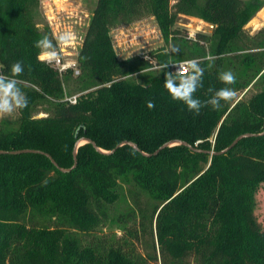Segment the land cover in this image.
<instances>
[{
  "label": "trees",
  "instance_id": "obj_1",
  "mask_svg": "<svg viewBox=\"0 0 264 264\" xmlns=\"http://www.w3.org/2000/svg\"><path fill=\"white\" fill-rule=\"evenodd\" d=\"M35 1L0 0V75L11 77L12 65L21 62L15 79L28 100L13 118H0V149H40L57 165L41 152L0 153V264H154L158 258L159 264H264V226L255 213L264 182V28L252 35L244 29L262 0H97L76 75L39 58L36 42H55L29 14ZM145 12L170 49L151 52L155 63L142 55L118 57L111 26ZM179 14L211 23V32L180 38ZM185 58H197L203 70L194 94L201 101L225 87L218 77L228 66L236 71L228 87L259 88L195 115L164 88L166 75L175 74L167 63ZM69 94H76L74 103ZM246 132L254 134L217 152ZM80 138L101 150L79 143L73 166ZM122 182L137 187L136 205L117 214L121 234H98ZM139 192L156 201L146 253L135 245L139 229L124 223L139 213L145 226Z\"/></svg>",
  "mask_w": 264,
  "mask_h": 264
},
{
  "label": "rangeland",
  "instance_id": "obj_2",
  "mask_svg": "<svg viewBox=\"0 0 264 264\" xmlns=\"http://www.w3.org/2000/svg\"><path fill=\"white\" fill-rule=\"evenodd\" d=\"M96 1L97 0H36L34 4L30 6L29 14L36 25L41 29L48 27L55 42V47L52 43V49H50V51H54L55 58L49 60V63L56 64L55 62L57 58H59L61 62L75 61V59H77V53L82 45L81 43L83 42L84 33ZM174 1L175 0H170L171 3ZM262 2L263 4L260 7L261 9L259 8L260 10L264 9V0H262ZM256 12L254 14L255 16L257 14ZM174 26L178 28V36L180 38H194L195 33L198 31L209 34L213 27L211 23L206 22L202 18L185 14L178 15ZM261 27L264 28V17L259 18L254 24L246 23L244 25V29L249 35H252ZM65 32H71L76 36L75 42L71 45L63 46L58 42V36ZM110 35L115 52L117 56L121 58L140 55L141 53L150 54L151 52H160L163 49L169 50L171 47V42H167L163 39L155 17L148 12H145L140 17L133 19L130 22L112 25L110 28ZM42 54L43 52L41 50L39 55ZM157 68L158 67L153 66L146 72H149V70L154 71ZM228 71H231L234 75H236V71L231 66H228ZM141 74L143 73H137L134 77L139 80L142 78ZM73 75L76 74L73 73ZM251 84L252 82L243 90H237V98L234 102H230V104L233 105L241 97H249L251 93L259 88V85ZM17 114L18 110L12 115L6 117L13 118ZM44 114V110H40L37 113V115ZM84 141L85 140H81L79 143H83ZM135 190H137V187L132 183L122 182L120 195L116 201L111 204L109 218L104 222V225L98 227V234H110V232H115L116 234L122 233V229L119 227L116 217L118 213L126 211L129 206L136 205L134 201L137 197ZM137 194L140 197L142 205L146 206L147 209L148 216L144 221L145 226L142 228L139 224V213L136 218H126L127 221L124 223L132 229H139L141 235L139 241H135V245L138 251L146 253L148 251H152L150 245L151 235L149 219L151 217L152 204L156 201L145 192H139ZM255 213L261 224L264 226V182L261 183L257 192V205ZM152 229L154 232V218L152 222ZM156 253L159 257L158 246H156ZM159 261L160 259L158 258L154 264H159Z\"/></svg>",
  "mask_w": 264,
  "mask_h": 264
},
{
  "label": "clouds",
  "instance_id": "obj_3",
  "mask_svg": "<svg viewBox=\"0 0 264 264\" xmlns=\"http://www.w3.org/2000/svg\"><path fill=\"white\" fill-rule=\"evenodd\" d=\"M76 36L71 32H65L58 36L60 45L68 46L74 43ZM35 46L40 48L43 52L40 59H54V51L52 49V42L45 37L36 42ZM187 67L183 73L177 72L175 74L169 73L165 77L164 88L170 95L173 101L182 102L189 112L199 115L202 108L211 106L213 110H220L222 102L228 104L234 102L237 98L236 91L228 87L236 82V77L231 71L222 72L218 79L225 85V87L216 90L213 95L206 101H201L194 96L198 87L201 86L202 69L195 60L186 62ZM23 72L21 62H16L11 67V77L0 75V118L10 116L17 110H22L28 105L26 95L18 86L15 79ZM211 91V90H210ZM147 107L152 109L155 107L153 101L147 102Z\"/></svg>",
  "mask_w": 264,
  "mask_h": 264
},
{
  "label": "built area",
  "instance_id": "obj_4",
  "mask_svg": "<svg viewBox=\"0 0 264 264\" xmlns=\"http://www.w3.org/2000/svg\"><path fill=\"white\" fill-rule=\"evenodd\" d=\"M140 55H142L145 59H148V60H150V61L155 63L154 59H152L150 57V54L141 53ZM44 60L49 62V60H51V59L45 58ZM190 60L197 61V58H185V59H180V60H176V61H170V62L167 63V65L170 66L172 72H174V73H177V72L183 73L184 69L187 67L186 62L190 61ZM55 63L56 64H53V65L58 69L59 72H62V71H64L67 68H72L74 74H78L79 73V68L77 67L78 66L77 65V59H75V61H64V62H61L60 59L57 58ZM154 66L158 67V65H154ZM66 99L68 101L74 103L76 101V94L66 96Z\"/></svg>",
  "mask_w": 264,
  "mask_h": 264
},
{
  "label": "water",
  "instance_id": "obj_5",
  "mask_svg": "<svg viewBox=\"0 0 264 264\" xmlns=\"http://www.w3.org/2000/svg\"><path fill=\"white\" fill-rule=\"evenodd\" d=\"M264 131V130H263ZM250 134H254V133H251V132H246V133H243V134H240V135H238L227 147H225V148H223L222 150H220V151H217V152H224V151H226L227 149H229L230 147H232L235 143H236V141L240 138V137H242V136H244V135H250ZM85 139V141H91L92 142V144L96 147V148H98L99 150H101V148L100 147H98L97 145H96V143L93 141V140H91V139H89V138H84ZM79 140H81V138L80 139H78V141L76 142V146H75V148H74V163H73V166L76 164V156H75V153H76V147H77V145L79 144ZM125 142H129L130 144H132L135 148H137V149H139V147L137 146V144L136 143H134V142H131V141H125ZM172 141H170V143H171ZM175 142H182V143H184V144H186V145H189L186 141H184V140H176ZM169 142H165V143H163V144H161L156 150H154L153 151V153H157L158 152V150L160 149V148H162V147H164L165 145H167ZM194 148V147H193ZM194 149H196V148H194ZM21 152H41V153H44V154H46L51 160H52V162L54 163V164H56L57 165V162L55 161V159L49 154V153H47V152H44V151H42V150H40V149H35V148H19V149H10V150H6V149H0V153H21ZM211 152H215V151H211ZM145 154H149V153H145ZM60 169H62V170H68V169H70V168H63V167H60Z\"/></svg>",
  "mask_w": 264,
  "mask_h": 264
},
{
  "label": "bare ground",
  "instance_id": "obj_6",
  "mask_svg": "<svg viewBox=\"0 0 264 264\" xmlns=\"http://www.w3.org/2000/svg\"><path fill=\"white\" fill-rule=\"evenodd\" d=\"M264 17V9L260 10L257 12L256 16H254L249 22L248 24H254L258 21L259 18ZM253 27V26H252ZM254 28V27H253ZM41 56V55H40Z\"/></svg>",
  "mask_w": 264,
  "mask_h": 264
}]
</instances>
